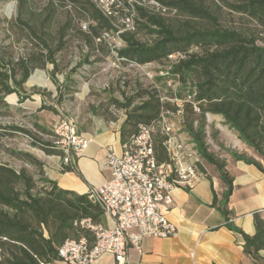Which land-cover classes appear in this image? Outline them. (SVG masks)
<instances>
[{"label":"trees","instance_id":"obj_1","mask_svg":"<svg viewBox=\"0 0 264 264\" xmlns=\"http://www.w3.org/2000/svg\"><path fill=\"white\" fill-rule=\"evenodd\" d=\"M17 1L15 24L33 41L36 39L41 50L19 60L20 79L16 69L0 63V115L10 114L5 98L20 92L32 71L47 63L54 66V73L59 71L56 55L65 47L64 38L77 23L91 48L102 47L110 37L121 40L124 47L117 53L123 63L166 67L169 55L182 53L185 58L172 65L168 76L178 84L179 100L193 96L192 102L183 103L184 128L200 156L217 169L226 187L221 200L214 193L213 206L223 213L227 228L241 236L244 253L260 262L259 254L264 252L263 214H253L254 235L232 223L229 199L235 178L228 171L226 160L208 150L204 123L196 127L195 122L199 115L222 116L263 162L237 153L233 154L234 159L253 165L264 175V0H114L111 16H105L94 0H49L41 11L34 8L35 0ZM68 5L72 9L69 21L54 31L59 9ZM225 13L238 16L239 20L229 26ZM127 18L132 19L133 30L126 29ZM119 30L124 31L117 36ZM140 35L149 39L143 41ZM109 54L114 56L112 51ZM166 78L159 77L158 81ZM77 85L71 75L58 83L57 104L73 95ZM161 95L174 96L172 90L154 85L126 97L124 103L112 100L126 113L121 129L123 144L137 132L139 124L149 125L159 119L163 109L176 108L171 102H162ZM43 110L57 112L46 104L38 111ZM33 126L44 135H53L52 130L36 121ZM19 133L32 138V145L41 147L47 155L61 156L53 144L30 130L0 123V153L34 167L40 180L26 167L17 170L0 162V264H54L60 261L58 249L66 240L91 238L90 231L82 228L80 222L91 219L101 223L103 212L87 194L63 189L47 178L44 163L31 153L3 145L4 137ZM155 152L160 162L166 159L161 137L155 140ZM62 171L73 169L63 166Z\"/></svg>","mask_w":264,"mask_h":264},{"label":"built area","instance_id":"obj_2","mask_svg":"<svg viewBox=\"0 0 264 264\" xmlns=\"http://www.w3.org/2000/svg\"><path fill=\"white\" fill-rule=\"evenodd\" d=\"M94 1L105 16L113 14L114 0ZM124 23L127 30L134 29L131 18ZM123 31L119 30L117 36ZM119 41L120 46L112 50L117 61H120L117 49L124 47ZM183 58L182 53L169 55L167 72L162 74H168L172 65ZM176 91L177 86L172 89L174 96L161 95L160 98L162 102L175 104L174 110L163 109L158 120L149 125L139 124L137 132L122 145L121 152L107 147L105 163L110 178L86 194L110 219L111 226L91 219L82 220L80 226L90 231L91 238L66 240L58 249L60 261L96 264L102 257L111 255L117 264H125L129 248L140 251L144 239L177 235L176 225L166 216L174 203L173 190H191L205 174L197 145L183 123V103L192 102L193 96L182 101L176 97ZM194 110L200 114L197 106ZM52 132V144L61 153L62 170L63 166L71 167L91 142L78 132L71 117H61L52 126ZM157 137L162 138L166 154L162 162L155 152Z\"/></svg>","mask_w":264,"mask_h":264},{"label":"rangeland","instance_id":"obj_3","mask_svg":"<svg viewBox=\"0 0 264 264\" xmlns=\"http://www.w3.org/2000/svg\"><path fill=\"white\" fill-rule=\"evenodd\" d=\"M48 1L35 0L34 8L41 11L48 4ZM17 7V0H0V63L16 69L18 71L17 79H20L19 60L22 57L37 54L41 47L38 46L35 38L33 41L26 32L15 24ZM71 12L72 9L69 5L59 9L53 25L54 31L69 21ZM224 16L226 24L229 26L235 25L239 20L238 16H232L229 13H225ZM79 28L80 23H77V27L64 38L65 47L56 55L59 66L58 72L54 73V66L47 63L44 68L32 71L20 92L5 98L10 106L8 108L10 114L8 116L0 115V123L18 125L30 130L33 134H37L43 141H49L52 144V136L44 135L34 128L35 114L27 113L29 111L24 107L38 111L42 104L56 105L62 115L71 118L79 113L84 115L99 113L114 120L124 116L125 121V110L112 100L124 103L126 97H130L143 89H152L154 85H158L165 91L178 87L174 79L168 76L169 74H162L167 72V68L162 65L152 63L136 66L117 61L114 56L109 54L115 47L120 46L117 37L108 38L100 48H91L85 43ZM140 39L147 41L149 38L140 35ZM68 75H71V78L77 81L78 85L73 90V95L65 96L63 103L59 105L56 101L58 83L61 84ZM163 76L167 78L161 82L158 81V78ZM32 77L35 79L32 80ZM45 112L47 116L54 114L48 110ZM195 123L196 127L204 123L208 150L226 160L227 165L228 162L232 164L236 161L233 157L235 153L245 154L263 162L252 148L243 143L238 132L222 116L199 115L196 117ZM48 130L51 131L52 129ZM32 142V138L20 133L4 137L2 140L6 147L31 153L41 162L46 160V157L50 155H47L41 147H34ZM0 162L17 170L26 167L40 182L38 172L34 167L24 164L5 152L0 153ZM201 162L206 172L212 175L218 174L217 169L202 157Z\"/></svg>","mask_w":264,"mask_h":264},{"label":"crops","instance_id":"obj_4","mask_svg":"<svg viewBox=\"0 0 264 264\" xmlns=\"http://www.w3.org/2000/svg\"><path fill=\"white\" fill-rule=\"evenodd\" d=\"M54 107L57 112L52 116L45 115V110L24 108L29 111L27 113L35 114L39 125L51 130L61 117H66L56 105ZM73 119L78 132L91 141L71 166L73 171H62L60 156H47L42 162L47 178L56 181L59 187L86 194L110 178L105 163L106 149L112 147L116 152L122 151L124 116L114 120L99 113H79ZM227 169L235 178L234 191L229 199V210L234 215L232 223L246 234L254 235L253 214L260 211L264 217V175L242 161L228 162ZM225 190L219 173L212 175L208 172L193 189H174V203L166 211V216L176 225L177 235L144 239L140 251L129 248L125 264H264V252L259 254L260 262L245 254L241 236L227 228L223 213L213 206L214 193L221 200ZM101 223L111 226L105 215ZM54 264L67 263L57 261ZM96 264L117 263L113 256L106 255Z\"/></svg>","mask_w":264,"mask_h":264},{"label":"bare ground","instance_id":"obj_5","mask_svg":"<svg viewBox=\"0 0 264 264\" xmlns=\"http://www.w3.org/2000/svg\"><path fill=\"white\" fill-rule=\"evenodd\" d=\"M33 77H34V76H33ZM33 77H32V78H33ZM34 79H35V78H33L32 80H34Z\"/></svg>","mask_w":264,"mask_h":264}]
</instances>
